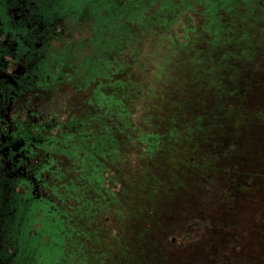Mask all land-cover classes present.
<instances>
[{
  "label": "trees",
  "instance_id": "trees-1",
  "mask_svg": "<svg viewBox=\"0 0 264 264\" xmlns=\"http://www.w3.org/2000/svg\"><path fill=\"white\" fill-rule=\"evenodd\" d=\"M21 4H24L23 8L27 10L32 4L30 8L32 9V23L35 22L33 18L38 20L36 24L44 22L45 19L49 20L53 16L58 19L55 26V34L58 36L55 38L49 34L43 35L47 33V25L34 27V29L38 27L43 29L36 34L42 43L38 44L40 46L38 50L42 56L38 64V75L42 74L44 77L42 80H37L38 84L44 83L45 76H49L51 83H56L62 77L71 76L72 73L92 74L104 70V66L99 64V61L103 63L109 61V54L118 52V44L123 37L131 35L133 40L137 38L136 28L139 27L135 26L134 21L139 20L137 22L150 24L149 20L143 16V12L151 17L162 19V21L153 23L150 28H154L153 33L156 35L160 33V30L156 32L158 27L169 32L167 38L162 34V41L166 43L170 40L165 44L168 48L179 36V33L175 34L173 28L176 24L175 17L171 22L169 18L189 15L188 18L191 19L187 21L188 25L181 29L183 32L179 31L185 35L182 38V44L194 47L192 57L186 60L188 72L183 79L184 84L189 87L198 85L199 92L204 87L205 92H200L203 94V96L200 95V101L209 98L220 102L214 110V108L206 107L201 101L197 108H194L196 114L194 113L192 121L179 123L175 121L171 124L170 134L176 133L180 128L186 140L195 128L198 129V134H196L200 138H197L193 144L188 142L187 147L186 144H180L179 147L183 146L185 151L173 148L169 155L175 159L177 167L180 168L181 180L191 179L194 172H198L203 184L214 185V191L219 197V207L216 209L217 212L213 213L218 219H223L225 209H219L227 204L228 214L232 217V222L230 221L228 226L236 227L239 232L233 233L235 239H232L224 230L228 226L220 224L217 231L221 234L213 233L206 228L211 223L206 215L186 214V217L184 216L185 231H167L168 233L163 235V244L158 243L153 235L152 217L150 221L148 220V217L153 214L154 205L147 204L145 208L148 217L141 225L143 229L141 235L145 240L144 244L151 245L152 249L157 248L154 244L156 242L163 256L157 257L150 254L151 249L147 247L145 251L148 254L138 260L137 264H264V209L258 208L257 213L260 218L254 224L248 223L241 231L237 226H242V224L234 220L239 219L243 213L231 207L230 202L248 189L251 191V188L258 183H254L255 181L264 179V170L259 167V163L250 162L254 156L262 157L264 152L255 144L256 140L263 141L264 138V132L261 130L264 127V124H261V121H264L262 118L264 116V96L262 95L264 91L262 90L260 99L251 102L256 93L255 85L263 84L258 80L260 79L258 75L262 74V80L264 79V0H0V29L7 28L9 23L13 24L14 21L19 20L17 18L21 15V11L19 12L22 9ZM114 4H117L116 8L112 6ZM180 7L184 9L177 13ZM122 16L131 21L130 26L118 23L117 18ZM68 21H71L73 25L64 26L63 32V23ZM113 22H116L115 25L112 24ZM193 23L195 26L190 27ZM97 26L100 28V34L96 33ZM84 27L90 29V36L82 40ZM77 31L80 33L81 40L75 39ZM46 39L49 41L45 43ZM33 41L35 42L36 39ZM257 55L259 57L255 59ZM64 56L71 59H65ZM63 61L68 62L69 65L64 66L61 71L59 67L61 64L64 65ZM68 67L71 70L65 71ZM249 73H255L254 75L257 76L254 82L248 78ZM236 75L237 77L243 75L239 78L240 82L234 79ZM89 81L85 82V88ZM91 82H94V79ZM224 83L235 85L234 87L239 86L236 90L225 91ZM198 86H195L194 90ZM92 90L97 91L96 88ZM89 101L88 105L94 108L96 105L93 97L91 100L89 98ZM185 111H187L186 108ZM91 112L96 116L94 111L91 110ZM91 112L89 116L79 121L66 123L56 120L50 122L37 120L34 123L36 132L33 137L36 138V142L32 138V153L34 149H37L64 154L69 156L70 160L74 158L75 164L71 165L80 171L78 164L83 160L79 161L78 156L81 152L85 154L89 150L103 161L113 158L118 153L124 156L133 138L139 145H142L146 156L156 152L161 136L146 133L136 138L134 134L140 131L136 130L134 121H131L134 118L133 110H131L132 115L125 110L121 113L126 124L125 129H122L118 122L113 125L117 134L121 135L119 139L114 137L111 123L106 124L110 122V119L101 118V121L98 117L94 119ZM247 118L255 119L257 122L254 121L248 129L243 128V132L247 129L244 137L240 126ZM215 119L219 126L216 130H212L208 124ZM126 129L133 134L128 132L124 135L123 131ZM42 158H38V162ZM44 162L41 166L47 170V163ZM217 172L221 174L220 178L213 181L214 174ZM14 173L15 175L10 170L6 173L10 183L15 181V179L11 180L12 176L20 175L15 171ZM102 180L104 179L101 178V182ZM208 180L213 183H209ZM204 189L206 190L205 186ZM82 193L87 195V198L94 195L90 189ZM28 196L32 198V210L37 208L35 210L37 216L32 212V264H61L68 236L58 211L47 208L51 211L48 220L51 231L45 233L42 229L44 231L40 233L35 228L44 220L42 217L44 210L39 212L43 204L38 198V177L35 174L32 175V193ZM48 206L51 205L48 204ZM189 228H193L194 233L190 232ZM79 231L81 232L76 233L75 237L79 235L84 237L86 233L88 234L85 230L79 229ZM203 236H205L204 241H202ZM170 248L176 250L175 253L184 250L190 252H182L183 259L181 260L172 252L169 253ZM251 250L256 252L251 253ZM247 251L250 256H247Z\"/></svg>",
  "mask_w": 264,
  "mask_h": 264
},
{
  "label": "rangeland",
  "instance_id": "rangeland-1",
  "mask_svg": "<svg viewBox=\"0 0 264 264\" xmlns=\"http://www.w3.org/2000/svg\"><path fill=\"white\" fill-rule=\"evenodd\" d=\"M112 6L116 8L117 4ZM183 9L184 7L178 8L177 13ZM143 16L149 20L150 24L137 22L139 20L134 21L135 26L139 27L136 28L137 38L133 40L131 35L123 37L119 41L118 52L109 54V61L106 63L99 61V64L104 66V70L99 73L96 71L92 74L81 75V79L84 76L83 84L84 80L85 82L90 80L86 83L87 88L97 89L94 92L96 106L94 108L86 106L84 111H94L96 116L91 112L92 116L94 119L100 118V121L101 118L110 119V122L106 124L111 123L112 128L118 122L122 129H125L126 124L121 113L124 110L129 111L134 116L131 121H134L136 130L140 131V133L134 134L136 138L140 134L146 133L160 135L161 138L156 152L149 156L144 154L142 145H139L135 138L128 145L125 155L118 153L114 155V159L103 161L89 150L88 153L81 152L79 154V161L83 160L78 164L80 171L77 168L70 171L66 181L72 195L69 199L71 210L68 211L67 218L63 219L68 237H66V250L61 264H137L138 260L148 254L145 251L147 247L151 249L150 254L157 257L163 256V252L156 242L154 244L157 248L152 249L151 245L144 244L145 240L141 235L143 233L141 225L146 222L148 217L145 208L147 204L154 205L153 214L148 217V220L150 221L152 217L155 241L162 244L163 235L167 231H185L184 216L186 217V214L206 215L211 222L206 228L218 234H221L220 231H217L220 224L228 226V223L232 222L227 204L219 209H225L223 219H218L213 213H216V209L219 207V197L214 191V185L203 184L198 172H194L191 179L181 180L180 168L177 167L175 159L169 155L173 148L185 151L183 146L179 147L180 144H186L187 147L188 142L193 144L197 138H200L197 135L198 129L195 128L186 140L184 133L179 130L180 128L176 133L170 134L171 124L175 121H178L177 123L192 121L194 113L196 114L194 108H197L201 101L206 107L214 108V110L220 102L209 98L200 101V95L203 96L202 93L205 92L204 87L200 93L198 85H195L198 87L194 90L195 86L189 87L184 84L183 79L188 72L186 60L192 57L194 47L182 44V38L185 35L179 31L188 25L186 23L191 18H188L189 15L168 17L170 22L175 17L176 24L173 28L175 34L179 33L174 43L168 48L165 47V44L170 40L166 43L162 41V34L167 38L169 32L158 27L156 32L160 30V33L156 35L153 33L154 28H150L153 23L162 21V19L151 17L144 12ZM117 20L118 23L130 26L131 21L127 20L125 16L118 17ZM116 22L112 24L115 25ZM194 26L195 23L190 24V27ZM88 35L90 36V33L84 30L82 40H85ZM75 39H80V34L76 33ZM258 57L259 55L255 59ZM255 73L257 74V72ZM255 73L247 74L253 82L257 77L254 75ZM252 75L254 76L252 77ZM240 77L236 75L234 79L240 82ZM258 77L261 79L258 80L263 84L255 85L256 93L251 102L257 101L262 95L264 96V93L261 95L262 90L264 91L263 75L260 74ZM93 79L94 82H91ZM224 84L225 91L236 90V87L239 86ZM86 97L85 94L78 102L74 99L70 101L67 98L61 100L58 106L60 119H67L70 115H80L78 113L81 112L79 103ZM131 110H133L132 113ZM262 118L264 119V116ZM254 121L257 122L255 119H245L240 126V131L243 132L244 127L247 129L251 127ZM261 124H264V121H261ZM208 126L212 130H216L219 124L215 119ZM261 130L264 132V127ZM246 131L243 132L244 137ZM123 132H125L124 135L128 132L133 134L129 129ZM117 133V130L114 129V137L121 138V135ZM256 141L257 147L264 151V138L263 141ZM161 152L164 154H160ZM250 162L259 163V167L264 170V152L262 157L254 156ZM216 174H214L213 181L220 178L221 174L218 172ZM202 175L204 176L203 173ZM101 178L104 179L102 182ZM208 181L213 183L211 180ZM256 182H258L257 185L251 188V191L248 189L245 193H241L240 197L230 200L231 207L233 206L243 213L239 219L234 220L242 224V226H237L241 231L248 223L254 224L260 218L257 213L258 208L264 209V179L254 183ZM73 184L76 185H74L75 188H72ZM87 189L92 190L94 195L87 198V195L82 193ZM242 195L244 196L242 197ZM74 198L80 200L78 204ZM79 229L87 231L88 234L86 233L84 237L79 235L76 238L75 234L81 232ZM189 230L194 233L193 228H189ZM224 230L229 233L228 237L232 239H235L233 233L239 232V229L230 226ZM204 237H202V241H204ZM254 247L257 248L255 245ZM164 248L167 250L165 244ZM172 250L170 248L169 253L172 252L181 260L183 259L182 252H190L184 250L175 253L176 250ZM254 252L256 251L251 250V253ZM247 256H250L248 251Z\"/></svg>",
  "mask_w": 264,
  "mask_h": 264
},
{
  "label": "flooded vegetation",
  "instance_id": "flooded-vegetation-1",
  "mask_svg": "<svg viewBox=\"0 0 264 264\" xmlns=\"http://www.w3.org/2000/svg\"><path fill=\"white\" fill-rule=\"evenodd\" d=\"M21 6V18L19 16L18 21L0 29V264H32V212L36 215L37 209L32 210V198L28 196L32 193V175L38 177V198L43 204L39 212L44 210L43 223L35 226L40 233L52 230L48 221L52 208L58 211L60 219H64L71 210L69 199L72 194L66 181L68 173L75 170L71 165L74 158L70 160L64 154L37 149L32 153V138L36 142L33 137L36 132L34 123L37 120L61 123L79 121L89 116L84 107L89 106V98L91 100L93 97L94 102L95 94L94 90L82 86L85 80L83 84L84 76L81 79L83 73L80 72L62 77L56 83H51L49 76H45L44 83L38 84L37 80L44 77L38 75V64L42 60L38 47L42 43L36 34L43 29L34 27L47 25V33L43 35L49 34L55 38L58 36L55 34L58 19L53 16L36 24L38 20L33 18L35 22L32 23V4L28 10L23 8L24 4ZM69 24L73 25L71 21L63 23V32L64 26ZM96 28V33L100 34V28ZM84 30L90 33L89 28L84 27ZM76 33L80 34L79 31ZM48 41L46 39L45 43ZM63 62L64 65L59 67L61 71L69 65ZM85 94L87 97L79 103L80 115L60 119L59 102L64 98L78 102ZM38 158L42 159L38 162ZM42 162L47 163V170L41 166ZM8 170L14 175V171L20 173L11 177V180L15 179L11 183L7 180ZM74 185L72 188H75ZM74 201L78 204L80 200L74 198Z\"/></svg>",
  "mask_w": 264,
  "mask_h": 264
}]
</instances>
